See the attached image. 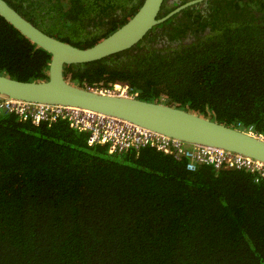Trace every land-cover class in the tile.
I'll use <instances>...</instances> for the list:
<instances>
[{
	"label": "trees",
	"instance_id": "1",
	"mask_svg": "<svg viewBox=\"0 0 264 264\" xmlns=\"http://www.w3.org/2000/svg\"><path fill=\"white\" fill-rule=\"evenodd\" d=\"M4 1L47 35L86 49L144 0ZM253 1L264 12V0ZM91 10L111 19L105 30L88 29ZM249 11L207 43L161 56L140 41L65 65L64 77L83 89L127 85L135 99L264 137V16ZM50 60L0 17V75L46 81ZM185 165L149 148L109 155L67 120L34 125L0 110V264H264V180Z\"/></svg>",
	"mask_w": 264,
	"mask_h": 264
},
{
	"label": "water",
	"instance_id": "2",
	"mask_svg": "<svg viewBox=\"0 0 264 264\" xmlns=\"http://www.w3.org/2000/svg\"><path fill=\"white\" fill-rule=\"evenodd\" d=\"M163 0H144L137 12L106 38L86 49L51 37L0 0V17L51 55L48 80L27 82L0 75V96L47 105L76 107L124 120L192 145L237 153L264 163V137L227 127L169 105L100 94L67 82L65 65L85 64L134 47L156 25L185 8L158 18Z\"/></svg>",
	"mask_w": 264,
	"mask_h": 264
},
{
	"label": "built area",
	"instance_id": "3",
	"mask_svg": "<svg viewBox=\"0 0 264 264\" xmlns=\"http://www.w3.org/2000/svg\"><path fill=\"white\" fill-rule=\"evenodd\" d=\"M87 90L100 94L130 97L126 86L118 91L99 87ZM0 110L18 117L27 116L34 125L67 120L75 130L87 133L88 146H105L109 155H121L149 148L177 161L185 159V168L188 171L193 172L199 166H211L216 171L245 170L256 174V181L264 179V163L250 157L208 146L188 144L133 123L93 111L18 101L2 96H0Z\"/></svg>",
	"mask_w": 264,
	"mask_h": 264
},
{
	"label": "flooded vegetation",
	"instance_id": "4",
	"mask_svg": "<svg viewBox=\"0 0 264 264\" xmlns=\"http://www.w3.org/2000/svg\"><path fill=\"white\" fill-rule=\"evenodd\" d=\"M43 3L45 0H39ZM253 0H163L159 15L162 18L181 6L185 8L171 15L162 23L154 26L141 40L139 49L146 51L145 47L153 51V53L166 56L172 51L192 45L193 43H207L208 38L213 35V31L222 26V23L228 21L233 15L243 16L247 18V11L253 13L255 17L260 14L264 16V12L255 10ZM43 6V5H42ZM162 10V11H161ZM187 11L193 12L188 14ZM241 12V13H240ZM112 16L122 17L120 9L113 8ZM94 11L89 14V21L93 18ZM193 14V16L191 15ZM158 15V16H159ZM42 17L46 15L42 12ZM243 20L242 18H238ZM110 18L104 16H96L90 21L89 30L100 28L105 30L109 25ZM260 22V21H258ZM44 23H47L44 19ZM38 28V27H37ZM44 32L42 28H39ZM206 40V41H205ZM155 49V51H154ZM141 51H134L133 54ZM123 59V56L120 57ZM127 89L130 88L126 85Z\"/></svg>",
	"mask_w": 264,
	"mask_h": 264
},
{
	"label": "rangeland",
	"instance_id": "5",
	"mask_svg": "<svg viewBox=\"0 0 264 264\" xmlns=\"http://www.w3.org/2000/svg\"><path fill=\"white\" fill-rule=\"evenodd\" d=\"M71 27H72V26H71ZM73 27H77V26L74 25ZM73 27H72V28H73ZM70 29H71V28H70ZM79 30H80V29H79ZM79 30H74V32H77V34H75L74 37H76L77 35H79ZM69 35L71 36V34H69ZM79 39H80V40H83L84 37L80 36ZM83 133H86V132H83ZM86 134H87V133H86Z\"/></svg>",
	"mask_w": 264,
	"mask_h": 264
},
{
	"label": "clouds",
	"instance_id": "6",
	"mask_svg": "<svg viewBox=\"0 0 264 264\" xmlns=\"http://www.w3.org/2000/svg\"><path fill=\"white\" fill-rule=\"evenodd\" d=\"M125 86H126V85H124L123 87H125ZM123 87H122V88H123ZM130 97L133 98L132 96H130ZM235 129H236V128H235ZM243 132L248 133V134H252V133L249 132V131H243ZM252 135H254V134H252ZM256 178H257V177H256ZM256 178H255V179H256ZM262 180H264V179H262ZM255 182H257V181L255 180Z\"/></svg>",
	"mask_w": 264,
	"mask_h": 264
}]
</instances>
